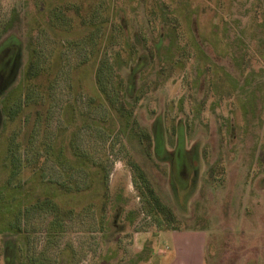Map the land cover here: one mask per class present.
<instances>
[{
    "label": "rangeland",
    "instance_id": "1",
    "mask_svg": "<svg viewBox=\"0 0 264 264\" xmlns=\"http://www.w3.org/2000/svg\"><path fill=\"white\" fill-rule=\"evenodd\" d=\"M98 1L0 0V54L10 49L11 55H15L12 47L18 51L14 74L0 94V112L7 96L9 102L13 99V105L22 103L18 117L6 124L0 120L1 196L5 193L2 184L13 171L17 174L12 185L31 178L36 169L44 181L82 186V173L68 170L58 158L37 162L39 157L47 156L46 151L59 131L66 133L74 128V150L86 153L92 162L107 170L111 193H122L126 213L136 211L141 205L133 171L127 165L130 148L126 139L84 123L74 126L79 118L86 121L106 118L107 110L92 100H98L93 94L96 62L77 65L78 61H85V50L96 46L97 28H93L91 39L71 41L85 30L76 14H70L72 27L67 28L73 35L62 31L66 24L54 21L47 26L42 18L49 10L67 2L91 11L89 5L96 8ZM177 2L183 18L188 13V3L198 11L199 32L212 44L209 52L216 50L222 57L223 67L218 68H225V78L231 75L238 81L232 96L225 91L230 83L225 87L217 81L213 92L208 86L191 89L188 80H193L200 60L189 52L186 68L171 74L160 90L148 94L142 104L144 124L152 125L159 117L166 122L170 151L175 146L173 126L179 120L186 124V149L195 153L192 180L188 181L189 196L186 200L176 196L169 181V163H161L160 168L154 169L156 187L174 210L175 219L167 222V226L165 223L160 226L152 216L142 213L132 224H126L116 240L106 243L99 221L108 218L109 209L102 217L93 210L80 209L65 221L59 236L49 239V244L45 225L50 219L45 213H34L29 227L30 246L35 253L45 249L42 263L53 264L59 249L70 245L71 264H264V27L253 25L254 18L264 17V0ZM35 3L44 9L43 14L38 13ZM135 13L136 20L141 22L139 10ZM100 18L99 14L97 19ZM4 27L7 30L1 31ZM183 29L181 25V41L186 39ZM27 35L37 47L38 68L44 73L36 82L32 81V86H27L25 81L20 83L28 60ZM117 51V46L106 54L100 50L97 64L104 59L112 63L113 53ZM244 54V59H239ZM55 56L59 58L57 67L53 62ZM69 83L73 87L69 88ZM36 110H40L41 117ZM12 217L10 214L2 218L1 231L9 228ZM107 252L114 257L105 259Z\"/></svg>",
    "mask_w": 264,
    "mask_h": 264
},
{
    "label": "trees",
    "instance_id": "2",
    "mask_svg": "<svg viewBox=\"0 0 264 264\" xmlns=\"http://www.w3.org/2000/svg\"><path fill=\"white\" fill-rule=\"evenodd\" d=\"M33 1L37 3V0ZM36 3L38 13H42L44 9L41 6L38 7ZM94 8L89 5L91 11H87L82 5L67 2L49 10L45 13L46 15L42 13V18L46 20L44 24L47 26H51L54 21L66 24L67 27L62 29L65 32L72 27L73 17L70 14H76L85 30L83 34L80 33L81 36L71 41H87L93 36V28H97L95 30L98 37L96 46L85 50V61L80 60L77 65L84 66L96 62L93 94L100 102L95 98L92 100L97 101L107 110L104 114L106 118L89 121L79 118L74 126L84 123L97 127L108 135L122 136L126 139L130 148L127 165L133 171L134 185L141 205L136 211L126 213L122 193L120 191H116L114 195L111 193L107 170L92 162L86 153L74 150V128L66 133L59 131L52 147L46 151L47 156L39 157L37 162L41 161L42 164L45 158H58L60 164L68 170L82 173L84 184L78 187L68 185L66 182L44 181L42 173L35 169V172L32 171L31 178H25L21 183L12 185V180L17 174L13 171L11 179H7L2 184V187H5L4 195H0V227L3 224V217L13 215L9 228L0 230V235L3 236L0 237L2 264H44L42 258L45 249L35 253L30 246L29 227L32 226L30 220L32 214L37 212L47 214L50 219L45 225L48 244L49 239L56 238L63 231L65 221L82 209L93 210L99 217H102L108 209L110 210L108 218L105 221H99L105 243L116 240L117 235L125 231L126 224H132L142 213L152 216L160 226L163 223L167 226V222L175 219V212L163 200L156 187L154 169L160 168L161 163H169L170 184L176 196L186 200L191 189L188 181L192 178L191 163L195 153L186 149L188 129L182 120H179L172 128L175 146L172 151L168 150L166 122L159 117L152 125L144 124L141 118L143 102L148 94L157 93L161 85L172 77L171 74L186 68L185 62L188 60L189 52H192L201 62V65L199 62V67L195 69L193 80H188L191 89L198 87L202 90L203 87L208 86L213 92L217 81L225 87H227L226 83H230L231 86L225 91L229 93L228 96H232L237 88L236 78L231 75L225 78V68H218L223 67L220 65L222 57L216 50L211 49L209 52L208 48H211L212 44L200 34L197 26L198 11L189 3L186 5L188 13L184 18L179 13L177 0H100ZM138 10L143 18L141 22H138L135 17V12ZM99 14L101 18L98 20ZM253 21L256 27H264V17L254 18ZM181 25L184 27L186 36L184 41H181L182 33L180 34L179 31ZM5 30L7 27L1 31ZM28 31L27 29L26 33ZM71 33L72 31H68L70 35L75 34ZM29 36L26 42L28 60L22 70L20 83L25 81L27 86H32V81L36 82L44 73L38 68V57L35 56L37 47ZM183 42L186 44H180ZM114 46L118 48V51L113 53L114 61L110 63L104 59L97 64L99 51L106 54ZM242 56L245 57V54L239 59H244ZM11 60L12 58L1 55L0 67L6 66L9 70ZM53 62L57 67L58 56L54 57ZM237 66L240 67V63ZM7 70L2 79L0 78L4 87L10 82L15 69L11 72ZM71 87L73 85L69 83V88ZM9 97L3 100L0 112V120L3 119L1 122L5 124L8 120L18 117L22 109L21 101L13 105L15 103L11 104L13 99L9 102ZM36 112L40 114V110ZM41 116L42 114L39 117ZM19 242L20 245H18ZM72 251L70 245L59 249L53 264H71ZM112 257L114 254L108 252L105 255V259Z\"/></svg>",
    "mask_w": 264,
    "mask_h": 264
},
{
    "label": "flooded vegetation",
    "instance_id": "3",
    "mask_svg": "<svg viewBox=\"0 0 264 264\" xmlns=\"http://www.w3.org/2000/svg\"><path fill=\"white\" fill-rule=\"evenodd\" d=\"M12 50L14 51V53H15V55L13 54V55H11V53H10V49H8V50H4L3 52H1V54H0V56L1 55H5V57L6 58H12V60H11V65H10V68H9V70H7V67L6 66H3V67H5V70L3 69V72H0V78L2 79V76H3V74L4 73H6V70H7V72H11V70H14V67H15V61H17V58H18V51H17V49L16 48H14V47H12ZM17 51V52H16ZM1 68V67H0ZM3 87H4V85L1 87L2 89H1V91L3 90ZM191 180H192V178H191ZM189 181H190V179H189ZM189 183V182H188Z\"/></svg>",
    "mask_w": 264,
    "mask_h": 264
},
{
    "label": "water",
    "instance_id": "4",
    "mask_svg": "<svg viewBox=\"0 0 264 264\" xmlns=\"http://www.w3.org/2000/svg\"><path fill=\"white\" fill-rule=\"evenodd\" d=\"M3 83L1 82V79H0V93H1V87H2Z\"/></svg>",
    "mask_w": 264,
    "mask_h": 264
}]
</instances>
